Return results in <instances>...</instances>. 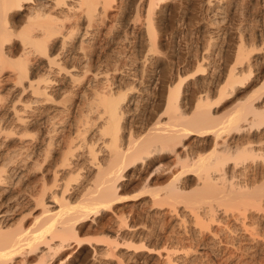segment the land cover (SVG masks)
<instances>
[{
	"label": "bare ground",
	"instance_id": "6f19581e",
	"mask_svg": "<svg viewBox=\"0 0 264 264\" xmlns=\"http://www.w3.org/2000/svg\"><path fill=\"white\" fill-rule=\"evenodd\" d=\"M187 15L190 74L167 52ZM144 211L195 245L133 244ZM124 245L264 264V0H0V264H125Z\"/></svg>",
	"mask_w": 264,
	"mask_h": 264
},
{
	"label": "rangeland",
	"instance_id": "374dc122",
	"mask_svg": "<svg viewBox=\"0 0 264 264\" xmlns=\"http://www.w3.org/2000/svg\"><path fill=\"white\" fill-rule=\"evenodd\" d=\"M183 22V23H182ZM182 22H173V27L174 28H176V25L178 26V27H180V29H181V31L183 30V32H181V33H179L177 36H176V38L174 37V39H175V46L174 47H171V48H168L167 49V52H168V50H169V53L168 54H170V56H171V61H173L174 63H175V67H176V69H175V67L173 68V70H174V72H180V71H182V70H184V71H186L187 72V74H188V72H189V74L190 73H192V72H195L197 69H199L200 67L197 65V64H190L189 63V65H188V58H187V56H188V54H187V52L189 53L190 52V50L192 49V51L191 52H193L194 51V49H195V47H196V49H198V51H202V47L200 46L202 43H201V40L203 39L202 38V34L200 33V31H198L197 29V24H195V25H193V26H189L188 27V15L186 16V18L182 21ZM181 23V24H180ZM175 25V26H174ZM180 25V26H179ZM196 26V27H195ZM191 27V28H190ZM191 29V30H190ZM189 32H190V34H189ZM196 32V33H195ZM199 34H198V33ZM193 34V35H192ZM191 35H192V37H191ZM189 38H190V40H189ZM199 38V39H198ZM202 38V39H201ZM178 39H180V40H178ZM189 40V41H188ZM195 40V41H194ZM179 41V42H178ZM200 41V42H199ZM176 42H177V44H176ZM190 42V43H189ZM179 44V45H178ZM181 44V45H180ZM185 44V45H184ZM191 44V45H190ZM200 44V45H199ZM189 45L191 46V48L189 47ZM197 46H199V48L197 47ZM179 47V48H178ZM187 47V48H186ZM177 49H178V51H177ZM189 51H188V50ZM195 49V50H196ZM181 52V53H180ZM186 52V53H185ZM184 55V56H183ZM186 55V56H185ZM187 59H186V58ZM178 59V60H177ZM185 59V60H184ZM178 66V67H177ZM194 66V67H193ZM192 67V68H191ZM191 69V70H190ZM189 70V71H188ZM160 110H162L160 107H158L157 105H154L153 106V108L150 110V112H148V114L146 113L145 115L147 116H156V115H159L158 113L160 112ZM153 111V112H152ZM157 111H158V113H157ZM161 113V112H160ZM144 115V116H145ZM161 178L159 179H157V181H155L154 180V182H156V183H158V181H159V183H161ZM140 188H141V186L139 187V186H137V185H130V186H128V187H126L125 188V190L123 191V194L124 195H128V196H132V195H135V193H138V191L140 190ZM147 212V211H146ZM152 212H154V211H152ZM152 212H150L151 213V216H152ZM142 214H144L143 215V217H140V218H142V219H139V218H134V219H129V217H128V224H133V223H136V222H138V223H140V222H144L143 224H145V225H147V227L145 226V228L146 229H148V231H150L149 233H148V235H146L145 233L147 232V230L145 229V233H143V232H141L140 234H138L139 233V231H137V232H135L136 233V237L134 236L133 238H128V240L129 241H131L133 244H141V243H143L145 246H146V248L148 249V248H152V249H157L159 246V244H158V242H159V240L161 239V240H164L163 239V237L164 238H167L168 236L170 237L171 235L173 236V237H175V236H178V235H182V236H184L185 237V239L186 240H188V242H184V243H181V242H179L178 240H176V238H174L173 240H172V244H169L167 247L169 248V249H175V248H177V249H181V248H186V247H188V246H190L191 245V243H192V245L194 244L195 245V242L194 241H192V242H189V239H188V224L185 226V227H181V228H179V227H176L175 225H173L174 223L172 222V220H169L168 218L166 219V218H164L163 219V217H161V216H159V215H157V214H154L153 213V216L151 217L150 216V218H149V216L148 217H144L146 214H145V211L144 212H142ZM154 217H155V219H154ZM143 220V221H142ZM146 220V221H145ZM153 220V221H152ZM163 220V221H162ZM134 221V222H133ZM149 221H152L153 223H151V222H149ZM165 221V222H164ZM161 222H164V224L163 223H161ZM158 223V224H157ZM160 224V225H159ZM151 225V226H150ZM153 225V226H152ZM173 225V226H172ZM149 226V227H148ZM151 227V228H150ZM175 227V228H174ZM159 228V229H158ZM161 228V229H160ZM172 228V229H171ZM155 229V230H154ZM164 231H163V230ZM179 231V232H178ZM187 231V232H186ZM101 232H102V230H101ZM101 232H100V229L98 230V229H94V230H90L89 232H86V234H85V236L87 237H91V238H97V239H100L101 238V236H102V234H101ZM171 232V233H170ZM143 233V234H142ZM166 233H167V235H166ZM186 233V234H185ZM177 234V235H176ZM100 235V236H99ZM139 235H140V237H139ZM236 235V236H235ZM150 236V237H149ZM233 242L236 244H238V245H241L242 243H243V245H244V242H243V240H241V238L240 237H237L238 235L237 234H233ZM144 237H145V239H144ZM162 237V238H161ZM102 238H104V237H102ZM139 238L141 239L140 241H139ZM237 238H239V239H237ZM143 239V240H142ZM127 240V241H128ZM235 240V241H234ZM237 240V241H236ZM239 240H241V241H239ZM141 242V243H140ZM176 242V243H175ZM183 242V241H182ZM239 242V243H238ZM242 242V243H241ZM236 244V245H237ZM128 248L124 245V246H122V248H120V253L121 254H123L124 256H127L128 257V260L126 259L125 261H126V263L125 264H165V262H163L161 259H159L157 256H156V254H151V255H149V256H147L146 255V252L144 253V252H137V253H132V249L131 250H127ZM125 253V254H124ZM131 253V254H130ZM260 253L262 254V255H260ZM263 253H264V248H262V250H259V255L261 256V258L263 259L264 258V255H263ZM75 254L76 253H73V255L75 256ZM88 255V254H87ZM263 256V257H262ZM91 257V255H89L88 257H87V259H89ZM126 257V258H127ZM130 257V258H129ZM135 258V259H134ZM82 259V256L81 257H79L78 259L76 258L73 262H70V263H67V264H88V263H86L85 261H82L81 260ZM133 259V260H132ZM146 259V260H145ZM146 261V262H145ZM157 261V262H156ZM132 262V263H131ZM162 262V263H161Z\"/></svg>",
	"mask_w": 264,
	"mask_h": 264
}]
</instances>
